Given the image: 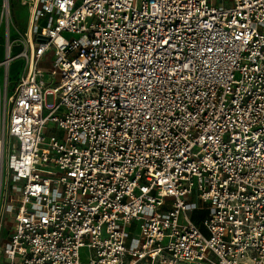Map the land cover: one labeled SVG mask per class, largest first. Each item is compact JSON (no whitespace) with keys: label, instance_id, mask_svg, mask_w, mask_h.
I'll return each mask as SVG.
<instances>
[{"label":"built area","instance_id":"2783aa9c","mask_svg":"<svg viewBox=\"0 0 264 264\" xmlns=\"http://www.w3.org/2000/svg\"><path fill=\"white\" fill-rule=\"evenodd\" d=\"M12 1L0 264H264V0Z\"/></svg>","mask_w":264,"mask_h":264},{"label":"rangeland","instance_id":"374dc122","mask_svg":"<svg viewBox=\"0 0 264 264\" xmlns=\"http://www.w3.org/2000/svg\"><path fill=\"white\" fill-rule=\"evenodd\" d=\"M215 3L217 0H214ZM9 17L7 20L5 19V14L2 12V0H0V60L3 58V50H6L7 44L11 45V54H17L19 51L23 50V42H24V33L27 30L28 23V13L24 7H20L17 3L11 0V9L8 12ZM40 25L43 24L42 20L38 22ZM6 62V61H5ZM0 67V91L2 89V80L6 73L10 75V86L7 92V95L11 94L15 85L17 78L22 73L23 66L25 61L23 59H15L10 65L8 63L7 66ZM10 62V61H9ZM3 74V75H2ZM55 135L59 136L60 131L56 130ZM12 152V150L10 149ZM7 160L4 161V166H6ZM6 174V172H5ZM6 180V178H5ZM20 190V186L11 184L10 181L4 183L2 185V191L0 195L5 198L8 195H13ZM10 218L7 216H2L1 218V229L2 234L0 237V253L2 252L3 240L7 235V228L10 226ZM84 251L82 250V253Z\"/></svg>","mask_w":264,"mask_h":264},{"label":"bare ground","instance_id":"6f19581e","mask_svg":"<svg viewBox=\"0 0 264 264\" xmlns=\"http://www.w3.org/2000/svg\"><path fill=\"white\" fill-rule=\"evenodd\" d=\"M9 17V14H8V12H5V19L7 20V18ZM6 62H5V66H7L8 65V63H9V65H10V62H11V58H9V56H8V51L6 52ZM10 61V62H9Z\"/></svg>","mask_w":264,"mask_h":264},{"label":"trees","instance_id":"16d2710c","mask_svg":"<svg viewBox=\"0 0 264 264\" xmlns=\"http://www.w3.org/2000/svg\"><path fill=\"white\" fill-rule=\"evenodd\" d=\"M196 217L198 218V216H196V214H193L194 221H197Z\"/></svg>","mask_w":264,"mask_h":264},{"label":"crops","instance_id":"0c3cea01","mask_svg":"<svg viewBox=\"0 0 264 264\" xmlns=\"http://www.w3.org/2000/svg\"><path fill=\"white\" fill-rule=\"evenodd\" d=\"M4 53H5V51L3 50V58H4ZM3 58H2L1 60H3ZM1 60H0V61H1ZM43 66L46 67L45 64H43ZM9 77H10V75H9Z\"/></svg>","mask_w":264,"mask_h":264}]
</instances>
